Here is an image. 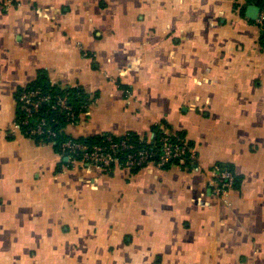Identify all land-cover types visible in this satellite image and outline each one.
Returning a JSON list of instances; mask_svg holds the SVG:
<instances>
[{"label":"crops","instance_id":"0c3cea01","mask_svg":"<svg viewBox=\"0 0 264 264\" xmlns=\"http://www.w3.org/2000/svg\"><path fill=\"white\" fill-rule=\"evenodd\" d=\"M240 2L0 0V264H264L263 33ZM40 78L88 94L71 137L169 127L199 169L108 172L37 144L17 96Z\"/></svg>","mask_w":264,"mask_h":264},{"label":"built area","instance_id":"2783aa9c","mask_svg":"<svg viewBox=\"0 0 264 264\" xmlns=\"http://www.w3.org/2000/svg\"><path fill=\"white\" fill-rule=\"evenodd\" d=\"M257 23L260 26L264 24V11L262 10L259 13ZM49 102H52L51 108L53 110L65 113L68 123L76 120V112L67 97L59 96L54 100L51 95H43L42 90L39 88L23 93L18 99V108L20 107L25 116L21 120L17 119L16 126L26 137L34 140L36 136H57L55 131L46 129L48 122L45 119H42L36 125H31V119L40 111L43 104ZM166 133L169 134L168 131ZM169 137V135H166L162 138L163 144L159 157H157L158 153L154 150L139 149L134 145H130L127 140L115 141L111 137L108 138L106 145H90L70 139L61 144L62 151L58 154L67 157L71 162L94 165L105 171H113L119 168L134 170L149 164L164 168L172 161L177 160L181 167L186 170L199 169L194 149L189 147L183 140L182 144H174ZM211 172L210 185L214 193L218 197H226L236 187L234 173L222 169L220 165H215Z\"/></svg>","mask_w":264,"mask_h":264},{"label":"trees","instance_id":"16d2710c","mask_svg":"<svg viewBox=\"0 0 264 264\" xmlns=\"http://www.w3.org/2000/svg\"><path fill=\"white\" fill-rule=\"evenodd\" d=\"M239 1V0H234ZM245 3L249 4H256L258 5L262 11H264V0H245ZM245 3L239 4V6L242 7V14H245L246 8L244 5ZM262 28V36L261 41L264 44V24L261 26ZM41 89L43 95H51L52 98L55 100L59 96L67 97L69 102L73 105L74 110L76 112V119L78 115L83 112L88 107V94L79 88H65L60 86H53L46 78H40L36 82H34L32 85H30L25 90H20L18 93V99L23 93L30 92L36 89ZM52 102L43 104L40 111L35 115L33 119H31V125H36L39 123L42 119H45L48 122V126L46 129H51L52 131H55L57 133L56 137H49L47 135L43 136H36L34 137V141L37 144H51L55 151L57 153H61V144L65 141H68L70 139L77 141V142H85L90 145L95 144H101L106 145L108 138H112L115 141L120 140H127L130 145H134L139 149H148V150H154L158 153L157 157L161 154V147H162V138L166 135H169L170 141H172L174 144H182V140L186 142L189 147L193 148V145L187 141L185 134L183 132H172L169 127H163L160 125L154 126L153 128V138L149 139V136H141L136 133H128L125 136H114L111 134H104V135H95L91 137H82V138H73L70 135H68L65 131L67 125L69 124L66 119V115L64 112L59 110H53L52 108ZM24 113L20 110V107L17 111V119L21 120L24 117ZM166 131L169 132V134L166 133ZM220 165V164H219ZM172 166L181 167V164L179 161H172L170 164L166 165L164 168H170ZM222 169H227L229 171H232L230 166L226 165H220ZM223 166V167H222ZM225 167V168H224ZM184 170V167H181ZM233 172V171H232ZM238 185V180L236 178V187Z\"/></svg>","mask_w":264,"mask_h":264},{"label":"water","instance_id":"95a60500","mask_svg":"<svg viewBox=\"0 0 264 264\" xmlns=\"http://www.w3.org/2000/svg\"><path fill=\"white\" fill-rule=\"evenodd\" d=\"M260 12L261 8L258 5H251L247 9V16L252 20H257Z\"/></svg>","mask_w":264,"mask_h":264},{"label":"bare ground","instance_id":"6f19581e","mask_svg":"<svg viewBox=\"0 0 264 264\" xmlns=\"http://www.w3.org/2000/svg\"><path fill=\"white\" fill-rule=\"evenodd\" d=\"M158 167V166H157ZM223 167V166H222ZM225 168V167H224ZM109 172V171H108Z\"/></svg>","mask_w":264,"mask_h":264}]
</instances>
